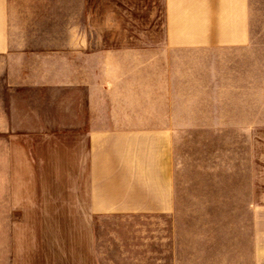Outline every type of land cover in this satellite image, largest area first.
<instances>
[{
  "label": "rangeland",
  "instance_id": "1",
  "mask_svg": "<svg viewBox=\"0 0 264 264\" xmlns=\"http://www.w3.org/2000/svg\"><path fill=\"white\" fill-rule=\"evenodd\" d=\"M237 1L112 0V23H153L160 41L142 75L124 77L130 90L138 87L127 91L138 103L127 115L143 119L142 136L128 145L137 170L124 173L125 188L106 189L143 197V210L97 213L92 249L81 251L84 237L60 235V220L25 213L27 201L70 196V189L47 186L51 179L41 182L40 173L8 171L7 160L19 158L13 150L33 141L0 138V264H185L187 255L186 264H205L206 255L220 264L223 252L215 249L253 229L256 264H264V0L240 5L246 23L232 19ZM165 23L175 25L170 53L162 50ZM68 107L48 120L71 118ZM169 190L174 218L152 212Z\"/></svg>",
  "mask_w": 264,
  "mask_h": 264
},
{
  "label": "crops",
  "instance_id": "2",
  "mask_svg": "<svg viewBox=\"0 0 264 264\" xmlns=\"http://www.w3.org/2000/svg\"><path fill=\"white\" fill-rule=\"evenodd\" d=\"M237 2L232 19L246 23L245 7L240 9L245 2ZM164 27L162 50L170 53L176 48L175 25ZM154 28L153 23H112V0H0V138L33 141L13 150L19 158L7 160L8 171L40 173L41 182L51 179L47 186L70 189V196L27 201L25 213L60 220V235L84 237L81 251L92 249L97 213L143 210V197L106 189L125 188L129 178L124 173L137 170L136 150L128 145L142 136L143 119L127 115L138 103L133 96L129 101L124 77L142 75V61L159 52ZM135 84L129 91L136 94ZM27 90L39 96L21 93ZM65 91L72 92L71 98ZM72 105L71 118L48 120L53 109L68 111ZM34 117L39 121L31 126ZM5 152L10 155L12 149ZM153 204V213L174 218L170 190ZM171 247L176 262L177 244ZM215 250L223 252L220 264H256L254 229L238 244L222 243ZM202 260L213 264L207 255ZM189 261L187 255L184 262Z\"/></svg>",
  "mask_w": 264,
  "mask_h": 264
}]
</instances>
